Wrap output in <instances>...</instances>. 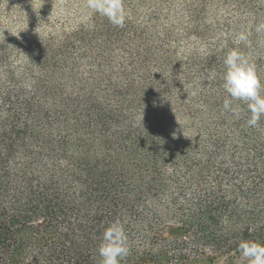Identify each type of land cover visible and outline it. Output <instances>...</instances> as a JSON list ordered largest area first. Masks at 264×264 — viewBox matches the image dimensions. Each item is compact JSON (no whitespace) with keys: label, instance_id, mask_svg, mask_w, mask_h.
<instances>
[{"label":"trees","instance_id":"16d2710c","mask_svg":"<svg viewBox=\"0 0 264 264\" xmlns=\"http://www.w3.org/2000/svg\"><path fill=\"white\" fill-rule=\"evenodd\" d=\"M261 22L264 0H160L123 27L0 28V264H100L116 219L121 264H248L239 243L264 245V116L226 112L221 85L236 47L264 84Z\"/></svg>","mask_w":264,"mask_h":264},{"label":"clouds","instance_id":"9594fccd","mask_svg":"<svg viewBox=\"0 0 264 264\" xmlns=\"http://www.w3.org/2000/svg\"><path fill=\"white\" fill-rule=\"evenodd\" d=\"M85 7L94 14L106 17L116 27H123L125 24L127 10L124 0H86ZM255 30L257 33L264 32V22L257 24ZM235 43H244L250 47L248 34L238 33ZM223 65L221 87L227 94L223 109L239 119L243 108L240 103L233 105L232 101L246 104L248 112L251 113L247 124L249 127H257L264 116V95H261L264 84L261 83L255 63L251 62L248 54L236 47L226 53ZM237 250L248 264H264V245L241 241ZM97 251L101 258L100 264H121L129 255L128 235L123 221L116 219L104 229Z\"/></svg>","mask_w":264,"mask_h":264},{"label":"rangeland","instance_id":"374dc122","mask_svg":"<svg viewBox=\"0 0 264 264\" xmlns=\"http://www.w3.org/2000/svg\"><path fill=\"white\" fill-rule=\"evenodd\" d=\"M159 1L124 0V5L127 14L142 16L145 9ZM85 3L86 0H0V28L4 38L10 40H34L40 34L73 29L99 15L87 9Z\"/></svg>","mask_w":264,"mask_h":264}]
</instances>
